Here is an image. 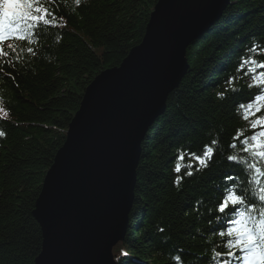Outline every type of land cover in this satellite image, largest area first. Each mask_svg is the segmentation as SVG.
Wrapping results in <instances>:
<instances>
[{"label": "trees", "instance_id": "trees-1", "mask_svg": "<svg viewBox=\"0 0 264 264\" xmlns=\"http://www.w3.org/2000/svg\"><path fill=\"white\" fill-rule=\"evenodd\" d=\"M158 1L54 0L48 8L55 19L49 21L59 26H44L32 40L3 42L0 264H35L43 239L33 212L46 174L86 89L142 42ZM254 46L264 47V0H230L223 16L188 48L187 72L141 145L128 229L113 249L117 264H177L175 256L183 264H210L214 250H225L227 229L233 227L228 223L232 213L217 211L224 188L236 183L246 190L249 202L260 206L257 197L264 177L246 173L243 165L227 159L242 156L264 169V160L257 162L242 152L240 143L264 127L250 126L264 116V106L248 120L240 108L260 94L248 87L251 74L244 73L250 65L240 70L249 57L264 60V55L250 51ZM261 71L264 68L257 69ZM260 105L264 101L254 103L253 111ZM238 132L240 140L233 139ZM213 140L218 142L213 160L195 171L197 162L188 154H202ZM232 143L235 149L229 147ZM181 153L185 159L179 161L178 173ZM189 162L194 165L192 176L183 167ZM227 175L239 180L225 182Z\"/></svg>", "mask_w": 264, "mask_h": 264}, {"label": "water", "instance_id": "water-1", "mask_svg": "<svg viewBox=\"0 0 264 264\" xmlns=\"http://www.w3.org/2000/svg\"><path fill=\"white\" fill-rule=\"evenodd\" d=\"M229 1L159 0L142 42L88 86L35 204L43 239L35 264H116L141 144L187 72L188 48Z\"/></svg>", "mask_w": 264, "mask_h": 264}, {"label": "snow or ice", "instance_id": "snow-or-ice-1", "mask_svg": "<svg viewBox=\"0 0 264 264\" xmlns=\"http://www.w3.org/2000/svg\"><path fill=\"white\" fill-rule=\"evenodd\" d=\"M81 0H75L79 4ZM54 3V0H0V58L7 55L3 47V42L8 39L26 38L32 40L38 37L44 26L52 27L49 17L55 19L54 12H50L48 6ZM15 51L13 45L8 46ZM29 52L33 49L29 48ZM256 55H264V47L254 46L250 49ZM245 65H250L245 75L251 74L252 82L248 87H256L260 90V94L255 97V100L248 104H241L240 108L244 111V119L248 120L249 116H255L256 112L260 111L261 106H257L253 111V104L264 101V71L257 72L258 68H264V60H258L254 57H249L240 64V70L243 72ZM232 83V81H229ZM233 91L236 89L233 88ZM223 95V94H221ZM257 125L264 126V116L251 121V128L256 129ZM0 135H4L0 132ZM242 132H238L233 138L240 140ZM217 141L213 140L210 144H205L203 152L200 155L189 153V160L195 159L197 165L195 171H200L209 166L216 154ZM243 145L242 152H246L254 160L259 162L264 160V127L259 132H254L251 136L245 137L240 141ZM230 148L235 149L237 145L232 143ZM259 149V150H258ZM185 156L180 154L175 168L176 172H180L182 165L179 161H183ZM229 161H233L238 165H243L246 173L251 172L259 177H264V169L258 168L256 163L247 160L242 156L229 155ZM188 171L186 175H194V165L189 162L186 165ZM182 177L177 178L179 185ZM239 178L235 175H227L224 177L225 182L238 181ZM259 183V181H253ZM260 206L255 202H249V197L245 189L239 187L238 184H228L224 190L220 202L217 205L219 213H232V218H229L228 223L233 227L227 229V241L223 251H213L210 264H264V186L259 189ZM240 208L244 211L240 212ZM163 231V229H161ZM221 237L225 236V232L219 233ZM177 264H183L179 256L173 257Z\"/></svg>", "mask_w": 264, "mask_h": 264}]
</instances>
